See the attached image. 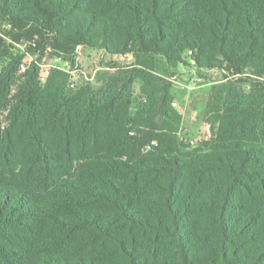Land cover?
Returning <instances> with one entry per match:
<instances>
[{
	"label": "trees",
	"instance_id": "trees-1",
	"mask_svg": "<svg viewBox=\"0 0 264 264\" xmlns=\"http://www.w3.org/2000/svg\"><path fill=\"white\" fill-rule=\"evenodd\" d=\"M0 22V111L24 56L14 44L188 58L232 77L210 93L213 139L191 149L168 69L74 85L54 69L42 84L31 61L0 129V264H264V0H0ZM17 140L39 189L13 183Z\"/></svg>",
	"mask_w": 264,
	"mask_h": 264
},
{
	"label": "rangeland",
	"instance_id": "rangeland-1",
	"mask_svg": "<svg viewBox=\"0 0 264 264\" xmlns=\"http://www.w3.org/2000/svg\"><path fill=\"white\" fill-rule=\"evenodd\" d=\"M9 26L6 22H0V36H3L6 41H9L6 34ZM12 50L14 55L24 54L22 68L16 70L12 79L9 91L7 92V102L5 107L0 111V129L1 132L6 131L10 126L9 114L16 103V94L24 80V75L27 67L31 61H35L39 67L40 80L45 84L48 74L54 70L69 71V82L71 84H78L83 80H90L93 82L99 73L110 72L114 73L116 68L114 66H128L145 67L157 73L164 75L163 70H169L171 76L170 92L173 96V106L182 115L181 125L179 127V137L182 141L187 143L189 148H196L204 142H209L213 139V132L211 130V122L208 118V101L211 90L219 83L226 82L232 79L231 75L224 79L223 72L216 67L212 68H198L195 63L188 58L185 63L165 62L160 56H152L150 54H142L139 56H132L130 54L114 55L106 53L103 48H86L78 47L75 53L68 55H56V52L51 50L36 52V54H28L25 45H15ZM43 53V54H42ZM186 56L189 52H186ZM73 57V64L71 63ZM97 74V75H96ZM141 84L139 81L133 83V91L135 100L140 101L143 94L140 90ZM247 87V86H246ZM248 88V87H247ZM246 88V90H247ZM135 107V106H134ZM133 107V110L135 108ZM5 143V141H4ZM51 146L61 148L57 139L50 141ZM71 146H75L72 145ZM149 149V148H148ZM30 146L25 144L24 140H17L14 146V152L9 155L10 163L15 165L13 172V183L21 184L26 187L38 188L40 180L39 165L33 162L29 155ZM34 160V157H33ZM9 163V165H10ZM4 164L0 158V171ZM9 167V166H8ZM1 173V172H0ZM39 189V188H38Z\"/></svg>",
	"mask_w": 264,
	"mask_h": 264
},
{
	"label": "built area",
	"instance_id": "built-area-1",
	"mask_svg": "<svg viewBox=\"0 0 264 264\" xmlns=\"http://www.w3.org/2000/svg\"><path fill=\"white\" fill-rule=\"evenodd\" d=\"M21 66V68L24 66V65H20ZM65 71V70H64ZM65 72H69L68 70L67 71H65ZM73 85V84H72Z\"/></svg>",
	"mask_w": 264,
	"mask_h": 264
}]
</instances>
